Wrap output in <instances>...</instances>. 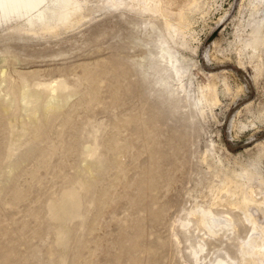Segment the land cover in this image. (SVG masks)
Here are the masks:
<instances>
[{
    "label": "rangeland",
    "instance_id": "rangeland-1",
    "mask_svg": "<svg viewBox=\"0 0 264 264\" xmlns=\"http://www.w3.org/2000/svg\"><path fill=\"white\" fill-rule=\"evenodd\" d=\"M71 3L81 17L56 33L0 25V264L264 253V219L255 232L241 204L264 215V44L251 42L259 27L264 42V0H199L184 31L159 0ZM81 182L76 215L51 220Z\"/></svg>",
    "mask_w": 264,
    "mask_h": 264
},
{
    "label": "bare ground",
    "instance_id": "bare-ground-1",
    "mask_svg": "<svg viewBox=\"0 0 264 264\" xmlns=\"http://www.w3.org/2000/svg\"><path fill=\"white\" fill-rule=\"evenodd\" d=\"M159 1L162 5L164 16L169 20V22H168L169 27L171 28V30L173 29L175 31H184L186 29V25L188 22V17H187L188 16L187 15L188 10L191 7H198V5H199V0H159ZM149 3H148V5H149ZM261 3H262V0H260V4ZM176 4L179 5L178 6L179 10L177 12H175L176 10L174 11V6H176ZM146 7H148V6H146ZM80 12H81V7L79 5L72 4L71 0H0V25L3 26L5 24V26H6L7 24L8 25L11 24V22L12 23L15 22L16 24L13 23V25L10 26L9 29L12 30L16 34L17 33L28 34V35L29 34H31V35L32 34L33 35L52 34V33H56L60 29L61 26L62 27H68L75 20L79 21V19L81 17L79 14ZM175 21H178V24H175L176 23ZM262 25H263V22H262ZM260 29H261V27H259V30H256V32L254 33V36H252L253 39L251 41L257 45H258V43L264 44L263 41L259 40L260 39L259 38ZM250 44H253V43H250ZM253 46H255V45H253ZM254 50H256V49H254ZM179 76H180V70H179ZM54 93H56V90L54 91ZM58 93H59V91H58ZM60 93H61V89H60ZM22 98H24V95L22 96ZM25 98H26V96H25ZM26 101H24V102H26ZM49 110H50V108H49ZM55 110H56V107H55ZM3 111H4V109H3ZM37 128L35 126V129H37ZM43 128H44V126H43ZM45 128H46V126H45ZM38 135L39 134L37 133L35 138H37ZM67 145H69V144H67ZM118 150H119L118 147H115L113 149L114 152H116ZM89 156L92 157V159L93 158L100 159L98 157L97 151L95 149H93L91 151ZM90 186H91V183H89V182H81V183H79L78 189L73 188V189H70L69 191L66 192L65 198L63 199L64 201L61 200V202L59 201V202L51 203V205L49 206V218L51 220L59 222L61 225L68 217L70 219L71 214L76 215V213H74V212L78 211L81 208V204H82L81 203V199H82L81 193H82V191L89 190ZM255 203H254V205H255ZM241 204H242V208H248V209L251 208V211H253V213L251 214L250 222L253 224L254 230L256 232L257 226L260 222V219H264L263 212L254 206L252 207L251 201L249 200L248 197H245L243 199V203H241ZM72 215H71V217H72ZM212 220H213L212 221L213 227H216L219 229L220 224H221V223H218L219 220L217 222L214 219H212ZM225 222L227 225H231L232 220L228 218L225 220ZM261 230H262V234H263L262 238L264 241V227H262ZM57 232L59 235L58 245L59 246H67L68 242H69V240H68L69 238L66 235L63 227L61 226ZM261 249H262L261 246L257 245L255 242L246 243L242 249V252H241L242 258H243V264H264V253L261 252L262 251ZM216 264H229V263H227L223 260H219Z\"/></svg>",
    "mask_w": 264,
    "mask_h": 264
}]
</instances>
